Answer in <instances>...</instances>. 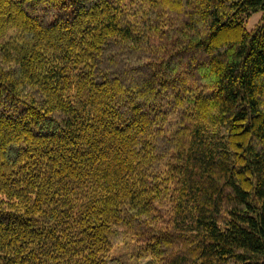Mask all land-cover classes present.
I'll list each match as a JSON object with an SVG mask.
<instances>
[{
  "label": "trees",
  "instance_id": "1",
  "mask_svg": "<svg viewBox=\"0 0 264 264\" xmlns=\"http://www.w3.org/2000/svg\"><path fill=\"white\" fill-rule=\"evenodd\" d=\"M256 11L0 0V264H264Z\"/></svg>",
  "mask_w": 264,
  "mask_h": 264
},
{
  "label": "rangeland",
  "instance_id": "2",
  "mask_svg": "<svg viewBox=\"0 0 264 264\" xmlns=\"http://www.w3.org/2000/svg\"><path fill=\"white\" fill-rule=\"evenodd\" d=\"M257 26H264V18L262 16V11L252 12L245 19V27L247 30L254 29ZM185 67L180 69L181 72H184ZM142 245L138 244L131 236H127L125 242L117 246L113 252V258H120L123 264H135L136 257L142 252Z\"/></svg>",
  "mask_w": 264,
  "mask_h": 264
}]
</instances>
